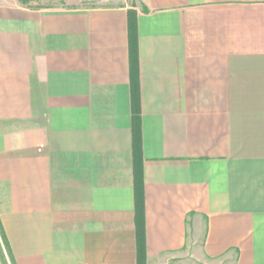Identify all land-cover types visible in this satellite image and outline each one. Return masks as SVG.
Listing matches in <instances>:
<instances>
[{"label":"crops","instance_id":"obj_1","mask_svg":"<svg viewBox=\"0 0 264 264\" xmlns=\"http://www.w3.org/2000/svg\"><path fill=\"white\" fill-rule=\"evenodd\" d=\"M0 229V264H264V0H0Z\"/></svg>","mask_w":264,"mask_h":264},{"label":"trees","instance_id":"obj_2","mask_svg":"<svg viewBox=\"0 0 264 264\" xmlns=\"http://www.w3.org/2000/svg\"><path fill=\"white\" fill-rule=\"evenodd\" d=\"M138 185H139V183L136 184V206H137V210H139V206H140ZM141 205H142V201H141ZM138 240H139V244H140L139 255H138V262H139V260H141V259L143 260V257H144L143 256V234H142V232H138Z\"/></svg>","mask_w":264,"mask_h":264},{"label":"rangeland","instance_id":"obj_3","mask_svg":"<svg viewBox=\"0 0 264 264\" xmlns=\"http://www.w3.org/2000/svg\"><path fill=\"white\" fill-rule=\"evenodd\" d=\"M0 233H1V229H0ZM5 257L3 256V259ZM194 259L192 258H184L183 260H180L178 262H176L177 264H197L196 262H193Z\"/></svg>","mask_w":264,"mask_h":264}]
</instances>
